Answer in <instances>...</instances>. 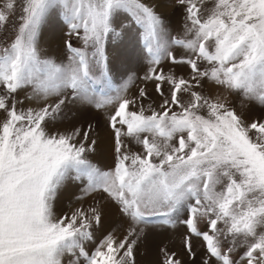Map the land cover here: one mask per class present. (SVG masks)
I'll return each instance as SVG.
<instances>
[{
    "label": "snow or ice",
    "instance_id": "obj_1",
    "mask_svg": "<svg viewBox=\"0 0 264 264\" xmlns=\"http://www.w3.org/2000/svg\"><path fill=\"white\" fill-rule=\"evenodd\" d=\"M156 234L155 264H264V0H0V264H137Z\"/></svg>",
    "mask_w": 264,
    "mask_h": 264
},
{
    "label": "rangeland",
    "instance_id": "obj_2",
    "mask_svg": "<svg viewBox=\"0 0 264 264\" xmlns=\"http://www.w3.org/2000/svg\"><path fill=\"white\" fill-rule=\"evenodd\" d=\"M164 14L169 17L174 23L173 26L178 28L180 24V13L176 12L175 9L170 7L162 8ZM62 27V21L54 18L51 20L46 28L43 30V39L41 42V46L49 51H55L58 46V36L60 33V28ZM110 56L113 58V62L115 65V76L116 79L119 80L121 78H127V72H135L138 76H142L145 69L146 64L143 58H133L128 61L123 67L121 66L120 60L123 56V51L120 49L109 48ZM135 89L133 88V91ZM254 114H259V106H255L253 108ZM74 118L79 122H91L97 123L99 122L101 127H103L104 116L102 113L98 112L95 109H86L79 110L74 112ZM108 154V145L105 143H101L97 153L95 154V158L97 161H100L106 158ZM70 201L65 200L61 204V208L63 211L68 210V205ZM167 242V237L164 234H156L150 235L149 238L140 246L136 260L137 264H155V261L158 259V250L162 246L163 243Z\"/></svg>",
    "mask_w": 264,
    "mask_h": 264
}]
</instances>
